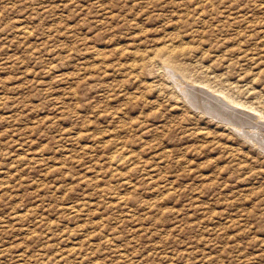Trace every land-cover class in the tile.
<instances>
[{
    "label": "rangeland",
    "instance_id": "374dc122",
    "mask_svg": "<svg viewBox=\"0 0 264 264\" xmlns=\"http://www.w3.org/2000/svg\"><path fill=\"white\" fill-rule=\"evenodd\" d=\"M263 8L264 0H0V264H264V152L187 104L177 84L199 90L205 105L225 102L243 120L237 130L264 138ZM168 45L184 50L177 75L154 68L138 85L105 71L129 64L136 48ZM91 50L109 55L106 66ZM157 80L151 106L129 101ZM167 152L163 166L151 160Z\"/></svg>",
    "mask_w": 264,
    "mask_h": 264
},
{
    "label": "bare ground",
    "instance_id": "6f19581e",
    "mask_svg": "<svg viewBox=\"0 0 264 264\" xmlns=\"http://www.w3.org/2000/svg\"><path fill=\"white\" fill-rule=\"evenodd\" d=\"M211 2H213V1H211ZM207 3V2H206ZM210 5H211V3H210ZM255 6V5H254ZM264 9V8H263ZM199 13V12H198ZM200 13H201V11H200ZM197 15V14H196ZM199 16V15H198ZM201 16V15H200ZM196 20V19H195ZM199 21V20H198ZM200 21H202L201 19H200ZM233 21H235V19L233 20ZM232 21V22H233ZM231 22V23H232ZM236 22V21H235ZM219 23V22H218ZM179 24V23H178ZM234 25V24H233ZM180 26V25H179ZM136 27V26H135ZM138 27V26H137ZM140 27V26H139ZM164 27V26H163ZM167 27V26H166ZM174 27V26H173ZM161 28V27H160ZM159 28V29H160ZM165 28V27H164ZM177 28V27H176ZM182 28V27H181ZM189 28V27H188ZM21 29V28H20ZM139 29V28H138ZM185 29H186V27H185ZM143 30V29H142ZM171 30H172V28H171ZM160 31V30H159ZM161 31H162V28H161ZM191 31H193V30H191ZM142 32V31H141ZM144 32H146V31H144ZM173 32V31H172ZM180 31H178V33H179ZM195 32V31H194ZM197 32V31H196ZM195 32V33H196ZM202 32V31H201ZM21 33L23 34V35H25L26 34V31L24 30V29H22L21 30ZM164 33V32H163ZM178 33H177V35H178ZM180 33H182V32H180ZM184 33H186L187 34V32L185 31ZM191 34H192V32H190ZM194 33V34H195ZM146 34V33H145ZM162 34V33H161ZM169 34V33H168ZM173 34H175V33H173ZM199 37H200V30H199V33H196ZM147 35V34H146ZM163 35V34H162ZM164 35H166V32L164 33ZM196 35V36H197ZM167 36V35H166ZM187 36V35H186ZM195 36V35H194ZM197 36V37H198ZM163 38H164V36H162ZM173 37V36H172ZM171 37V38H172ZM188 37H191L192 38V35L191 36H189V34H188ZM173 38H175V36L173 37ZM177 38V37H176ZM175 38V39H176ZM186 38V37H185ZM184 38V39H185ZM196 38V37H195ZM170 39V38H169ZM179 39H180V36H179V38H178V41H179ZM183 39V40H184ZM190 39V38H189ZM192 39H194V38H192ZM166 40V39H165ZM187 40H188V38H187ZM198 40V39H197ZM172 41H174V39H172ZM176 42V41H175ZM179 42H181V40L179 41ZM174 43V42H173ZM184 43V42H183ZM166 44H167V41H166ZM170 44V43H169ZM180 44V43H179ZM141 46V45H140ZM167 46V45H166ZM163 47V48H161V49H155V50H152V51H150V52H148L147 50L145 51V50H138V48H136V49H134V51H132V52H128L127 53V56L130 58V63L129 64H126V65H124V64H122V63H114V65L113 66H111V67H109V69H107L106 70V67H105V71L107 72L108 70V72H111V73H109V75L111 74L112 75V72H121L122 74H124L125 75V77L127 76L129 79H131V80H133L134 82H138L139 84L138 85H140V83L142 82L141 81V79L143 78V77H145V75L146 74H153V70H155L156 68H163L166 72H167V75H171V76H174V75H177V74H179V68H178V66H180V65H177V60L178 59H180V57H181V55H183L184 54V50L182 49V48H180V47H178L179 49H177V48H171V46H169V47ZM182 46V45H181ZM142 47V46H141ZM144 47V46H143ZM183 47V46H182ZM193 48V47H192ZM149 49V48H148ZM131 50V49H130ZM189 50H193V49H189ZM194 51V50H193ZM192 51V52H193ZM188 52V51H187ZM190 52V51H189ZM106 53V52H105ZM108 54V53H107ZM188 54V53H187ZM89 55H90V57L91 58H94V59H101L102 61H104L103 62V64L102 65H104V66H106V63H105V60H107V58L109 57V55H107L106 56V54H103L102 52H100V51H98V50H91V52L89 53ZM179 61V60H178ZM181 62V61H180ZM103 66V67H104ZM107 66H109V65H107ZM181 67V66H180ZM155 68V69H154ZM104 71V72H105ZM181 71V70H180ZM105 72V73H106ZM166 76V75H165ZM177 77V76H176ZM175 77V78H176ZM127 78V79H128ZM174 78V77H173ZM125 79V78H124ZM123 79V80H124ZM184 79H186V78H184ZM130 81V80H129ZM185 81V80H184ZM124 82H126L127 83V81L125 80ZM144 82V81H143ZM132 83V82H131ZM177 84H179V86H180V92H181V96H182V99L187 103V104H189V105H191V106H195L196 107V109L198 110H201L204 114H206V116L208 115L210 118H213V119H219V121H220V123H224L225 124V126H227V125H229V127H230V130H232L233 131V133L235 132L239 137H241L247 144H250V145H252V146H254V147H256V148H259V149H261V151H263L264 152V138L263 137H261L260 138V135L259 134H253V133H250V132H248V131H243V130H237L236 128H237V126H240L243 122V120L242 119H240V118H236L235 116V120L228 114V113H225V111H223V109H222V107H224V109L227 107V105L225 104V102L223 103V101H221V103H217V100L216 99H214V101H216V103L218 104V105H220V106H218V105H211L210 103H208V104H210V105H205V104H203L201 101H199V100H201V99H199V98H201V97H199L198 99L195 97V95L197 96L198 95V92H199V90H194L195 92L196 91H198L197 92V94H195V92H194V94H193V92L192 91H189L188 89L189 88H187L186 86H184L183 84H182V82H180V80L178 81V83ZM160 85V83H159V81L157 80V81H155V83H153V84H151V85H147V86H145V85H142L141 86V88L140 89H142V87L143 86H145L142 90V93L140 94V96L138 97L137 95V97L136 98H133V96L131 97V98H129V101H134L135 100V102L136 101H139V102H144V103H146V104H149L150 106H151V104L153 103V101L154 100H157V94H156V97L155 98H153L152 99V101L150 100L151 99V97H150V99H149V97H148V95H151L150 93H154V91L157 89V87ZM126 86V85H125ZM132 86V85H131ZM130 86V87H131ZM193 86V85H192ZM251 86V85H250ZM123 87H124V85H123ZM133 87V86H132ZM131 87V88H132ZM206 87H207V85H206ZM130 88V89H131ZM136 88H138V87H136ZM194 88V87H193ZM160 89V88H159ZM204 89V88H203ZM164 90V89H163ZM124 92V91H123ZM122 92V93H123ZM129 93H130V91H128ZM201 92V91H200ZM72 93V92H71ZM138 93V92H137ZM152 93V94H153ZM165 93V92H164ZM131 95H132V92L130 93ZM201 94V93H200ZM154 95H155V93H154ZM166 96V95H165ZM230 96V95H229ZM229 96H227V95H224L223 97H224V99H225V101H228L229 103H233V104H235L234 102H231V98L229 97ZM180 97V96H179ZM204 97V96H203ZM208 97V96H207ZM162 98V97H161ZM208 98H210V97H208ZM108 99V98H107ZM124 99H125V97H124ZM149 99V100H148ZM171 99V98H170ZM181 99V100H182ZM148 100V101H147ZM168 100V99H167ZM234 100V99H233ZM232 100V101H233ZM146 101V102H145ZM202 101H205V99L204 100H202ZM211 101V100H210ZM219 101V102H220ZM134 102V103H135ZM163 102H165V100L163 101ZM170 102V101H169ZM181 102H183V101H181ZM130 103V102H129ZM134 103H131V104H134ZM185 103V104H186ZM157 104V103H156ZM155 103H154V106L153 107H155V105H156ZM160 104V103H159ZM169 104V103H168ZM179 104V103H178ZM143 105V104H142ZM171 105V104H170ZM172 105H174V104H172ZM177 105V104H176ZM236 105H238L237 103H236ZM244 105V104H243ZM243 105H242V107H243ZM157 106V105H156ZM190 106V107H191ZM149 107V106H148ZM173 107V106H172ZM229 107V106H228ZM251 107V106H250ZM249 108V106H247V109ZM152 109V108H151ZM166 109V108H165ZM186 109V108H185ZM184 109V110H185ZM193 110H194V108H192ZM227 109V108H226ZM230 110H231V108H229ZM240 109V108H239ZM251 109H253V108H251ZM159 110V109H158ZM172 110V108L171 109H166L165 110V112H173V111H171ZM178 110H180V109H178ZM182 110V109H181ZM196 110V111H197ZM238 110V109H237ZM120 111H121V109H120ZM175 111V110H174ZM218 111H220V112H218ZM252 111H254V110H252ZM175 112H177V111H175ZM200 112V111H199ZM223 112V113H222ZM238 113V112H237ZM117 114V113H116ZM124 114V113H123ZM140 114H142V112L140 113ZM200 114V113H199ZM111 115V114H110ZM113 115V114H112ZM120 115V114H119ZM122 115V114H121ZM120 115V116H121ZM169 115V114H168ZM203 115V114H202ZM241 115V114H240ZM164 116V115H163ZM180 116V115H179ZM207 116V117H208ZM109 117V116H108ZM122 117V116H121ZM141 117V116H140ZM139 117V119L141 120V118ZM172 118H174L173 116H171ZM177 117V116H176ZM183 117V116H182ZM186 117V116H185ZM247 117H248V115H247ZM144 118V117H143ZM180 119H181V116L179 117ZM252 118V117H251ZM110 119V118H109ZM114 119H116V118H114ZM189 119V118H188ZM226 119V120H225ZM250 119V118H249ZM120 120V119H119ZM182 120H185V118L183 119L182 118ZM211 120V119H210ZM217 120H216V122H217ZM245 120V119H244ZM247 120V119H246ZM127 121V120H126ZM129 121V120H128ZM128 121H127V123H128ZM117 123L116 124H118V121H116ZM123 122V121H122ZM134 122V121H133ZM142 122V121H141ZM144 122V121H143ZM143 122L142 123H140V122H138V124L137 123H135V124H137V127L138 128H140L142 125H143ZM168 122V121H167ZM188 122V121H187ZM119 123H120V121H119ZM145 123V122H144ZM254 123V122H253ZM188 124H190V122L188 123ZM125 125V124H124ZM179 125H180V123H179ZM187 125V124H186ZM193 125V124H192ZM120 126V125H119ZM143 126H145V125H143ZM153 126V125H152ZM243 126V125H242ZM261 126V125H260ZM116 127V129H117V127L118 126H115ZM122 127H123V124H122ZM132 127V126H131ZM156 127V126H155ZM119 128V127H118ZM123 128H125V127H123ZM122 128V129H123ZM133 128H136L135 126H133ZM144 127H142V129H143ZM157 128V127H156ZM189 128H192L191 126L189 127ZM116 129H115V131H116ZM122 129L121 130H118V131H122ZM130 128H128L127 129V131L129 130ZM158 129V128H157ZM161 129V128H160ZM241 129H242V127H241ZM244 129V128H243ZM114 130V129H113ZM124 130V129H123ZM140 130V129H139ZM185 130H187V128L185 129ZM192 130H194L193 128H192ZM203 130V129H202ZM125 131H126V129H125ZM145 133H147V134H150V135H152V134H155V131L156 130H148V127L146 126V129H145ZM160 131V130H159ZM206 131H209V129L208 130H206ZM212 131V130H211ZM123 132V131H122ZM129 132H131V130L129 131ZM136 132V131H135ZM134 132V133H135ZM141 132H142V130H141ZM184 132V131H183ZM195 132H197V129H195ZM187 133H189V131L187 132ZM191 133H192V131H191ZM202 133H204V132H202ZM255 133V132H254ZM257 133H259V132H257ZM126 134V133H125ZM129 134H132V133H129ZM135 134H139V133H135ZM140 134H142V133H140ZM206 134V133H205ZM261 134V133H260ZM128 135V134H127ZM194 135V134H193ZM201 135V134H200ZM199 135V136H200ZM204 135V134H203ZM213 135V134H212ZM215 135V134H214ZM188 135H186V137H187ZM192 136V135H191ZM190 136V137H191ZM218 136H219V134H218ZM217 136V137H218ZM140 137H141V135H140ZM185 137V136H184ZM198 137V136H197ZM221 137V136H220ZM114 138V137H113ZM188 138H189V136H188ZM201 138V137H200ZM205 138V137H204ZM208 138H211V137H208ZM262 138H263V140H262ZM145 139V138H144ZM187 139V138H186ZM191 139V138H190ZM197 139V138H196ZM215 139H216V142H217V138H216V136H215V138H214V141H215ZM121 140V139H120ZM140 140V139H139ZM209 140V139H208ZM112 141V140H111ZM110 141V142H111ZM127 141V140H126ZM145 141V140H144ZM206 141V140H205ZM219 141V140H218ZM243 141V142H244ZM108 142V141H107ZM115 142V141H114ZM113 142V143H114ZM119 142V144H120V141H118ZM121 142H124V141H122L121 140ZM129 142H130V140H129ZM192 142H193V139H192ZM196 142V141H195ZM210 142V141H209ZM215 143V142H214ZM107 144V143H106ZM110 144V143H109ZM143 144H145V143H143ZM222 144V143H221ZM221 144H219V145H221ZM116 145V144H115ZM128 145V144H127ZM127 145H125L126 147H127ZM132 145V144H131ZM152 145V144H151ZM213 145V144H212ZM211 145V146H212ZM217 145V144H216ZM223 145V144H222ZM108 146V145H107ZM106 146V147H107ZM112 146V145H111ZM118 146V145H117ZM116 146V147H117ZM133 146H134V144H133ZM153 146H155V145H153ZM192 146V145H191ZM195 146V145H194ZM193 146V147H194ZM198 146V145H197ZM129 147H130V145H129ZM132 147V146H131ZM145 147V146H144ZM156 147V146H155ZM203 147V146H202ZM121 148V147H120ZM122 148H124V145H123V147ZM121 148V149H122ZM147 148H149V149H153V148H151V147H147ZM190 148V147H189ZM195 148V147H194ZM193 148V149H194ZM197 148V147H196ZM195 148V149H196ZM204 148H206V147H204ZM222 148V147H221ZM220 148V149H221ZM121 149H119V152H120V150ZM135 149V148H134ZM156 149V148H155ZM199 149V148H198ZM208 149V148H207ZM216 149V148H215ZM219 149V148H218ZM223 149V148H222ZM229 149L230 148H228V150H226V152L228 151L229 152ZM112 150H113V148H112ZM122 150H125V152H126V149H122ZM144 150H146V148H144ZM217 150V149H216ZM186 151V150H185ZM188 151V150H187ZM193 151V150H192ZM222 151V150H221ZM223 151H224V149H223ZM240 151V150H239ZM130 152H132V151H130ZM170 152V151H169ZM233 152V151H232ZM231 152V153H232ZM262 152V153H263ZM117 153V152H116ZM121 153V152H120ZM123 153V152H122ZM142 153V152H141ZM140 153V155H142ZM198 152H196V154H197ZM201 153V152H200ZM221 153H223V152H221ZM235 153V152H234ZM118 154V153H117ZM127 154V153H126ZM129 154V153H128ZM131 154V153H130ZM129 154V155H130ZM160 154V155H159ZM184 154H186V153H184ZM188 154H190V153H188ZM199 154V153H198ZM225 154V153H224ZM120 154H118L117 155V157L119 156ZM122 155V154H121ZM120 155V156H121ZM124 155V154H123ZM187 155V154H186ZM230 156H231V154H229ZM228 155V156H229ZM119 156V157H120ZM126 156V155H125ZM131 156V155H130ZM143 156V155H142ZM238 156V155H237ZM133 157H135V156H133ZM141 157V156H140ZM168 157H170V156H168V152L167 153H163V154H161V153H158V154H154L152 157H151V160L153 161V162H155V163H157V164H160L161 165V163L162 162H165L164 160L165 159H168ZM178 157V156H177ZM242 157V156H241ZM113 158H115V157H113ZM122 158V157H121ZM124 158V157H123ZM180 159H183V158H181V157H179ZM238 159H239V157H237ZM119 159V158H118ZM127 159H130V158H127ZM126 159V160H127ZM132 159H134V158H132ZM131 159V160H132ZM176 160H177V158H175ZM234 159V158H233ZM126 160H124L123 161V159H122V161H123V163L126 161ZM140 160V159H139ZM184 160L186 161V159L184 158ZM109 161H110V159H109ZM113 161V160H112ZM146 161V160H145ZM168 161V160H167ZM235 161V160H234ZM127 162L128 161H126V164H127ZM141 162V161H140ZM188 162V161H187ZM120 163V162H119ZM145 163V162H144ZM167 162H165V164H166ZM181 164H183V162H180ZM189 163V162H188ZM139 164V163H138ZM149 164V163H148ZM170 164V163H169ZM173 164H175V163H173ZM123 165H125V164H123ZM122 165V166H123ZM135 165V164H134ZM137 165V164H136ZM147 164H145V166H146ZM156 165V164H155ZM177 166H178V164H176ZM187 165V164H186ZM191 165V164H190ZM132 166V165H131ZM143 166V165H142ZM141 166V167H142ZM148 166V165H147ZM161 166H163V163H162V165ZM169 166V165H168ZM167 166V167H168ZM188 167H189V165H187ZM193 166V165H192ZM212 166V165H211ZM149 167V166H148ZM151 167H152V165H151ZM156 167H157V165H156ZM187 167V168H188ZM116 168V167H115ZM128 168V167H127ZM135 168H137V166L135 167ZM160 168V167H159ZM171 168V167H170ZM125 169V168H124ZM150 169V168H149ZM189 169V168H188ZM117 170V169H116ZM131 170V169H130ZM137 170V169H136ZM146 170V169H145ZM154 170H156V169H154ZM170 170V169H169ZM113 171H114V169H113ZM118 171V170H117ZM122 171H124V170H122ZM121 171V172H122ZM125 171H128V170H125ZM153 171V170H152ZM157 171V170H156ZM129 172V171H128ZM151 172V171H150ZM161 172V171H160ZM112 173H114V172H112ZM145 173L146 172H144V177H145ZM153 173V172H152ZM187 173H188V171H187ZM115 175H116V173H114ZM120 174V173H119ZM129 175H130V173H128ZM147 174V173H146ZM157 174V173H156ZM160 175H161V173H159ZM158 174V175H159ZM114 175V176H115ZM117 175H118V173H117ZM123 176H124V174H122ZM127 175V174H126ZM155 175V174H154ZM119 176V175H118ZM148 177H149V175H147ZM151 176H152V174H151ZM150 176V177H151ZM157 176V175H156ZM125 177V176H124ZM127 177V176H126ZM131 177V176H130ZM147 177V178H148ZM155 177V176H154ZM162 177V176H161ZM161 177H160V179L158 178V180H161ZM115 178V177H114ZM128 178V177H127ZM165 178H167V177H165ZM123 179V178H122ZM121 179V180H122ZM163 179V178H162ZM116 180V179H115ZM128 180V179H127ZM127 180H124L123 179V181H127ZM145 180V179H144ZM152 180V179H151ZM151 180H149L150 182H151ZM119 181V180H118ZM117 181V182H118ZM130 181V180H129ZM155 181V180H154ZM164 181V180H163ZM165 182V181H164ZM127 183V182H126ZM130 183V182H129ZM128 183V184H129ZM151 183H154V182H151ZM168 183L169 182H167V186H168ZM172 183H174L173 181H172ZM115 184V183H114ZM119 184H121V183H119ZM156 184V183H155ZM122 185H125V183L124 184H122ZM130 185H131V183H130ZM165 185V186H166ZM119 186H121V185H119ZM126 186V185H125ZM128 186V185H127ZM225 186V185H224ZM130 187V186H129ZM155 187V186H154ZM157 187V186H156ZM125 188H128V187H125ZM161 188H163V186H161ZM169 188V186L167 187V189ZM172 188V187H171ZM170 188V189H171ZM166 189V190H167ZM153 190H156V189H153ZM158 190V189H157ZM165 190V189H164ZM169 191V190H168ZM176 191V190H175ZM174 191V192H175ZM163 192V191H162ZM173 192V191H172ZM164 196V195H163ZM166 197V196H165ZM166 199V198H165ZM164 199V200H165ZM227 204V203H226ZM74 211V210H73ZM77 211V210H76ZM75 211V212H76ZM104 237V236H103ZM104 239V238H103ZM105 239H107V238H105ZM105 241V240H104ZM104 243V242H103ZM106 243V242H105ZM108 243V242H107Z\"/></svg>",
    "mask_w": 264,
    "mask_h": 264
}]
</instances>
